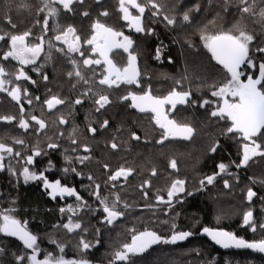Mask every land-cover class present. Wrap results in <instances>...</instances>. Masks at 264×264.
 <instances>
[{
  "label": "trees",
  "instance_id": "obj_1",
  "mask_svg": "<svg viewBox=\"0 0 264 264\" xmlns=\"http://www.w3.org/2000/svg\"><path fill=\"white\" fill-rule=\"evenodd\" d=\"M157 3L162 5L161 16L154 17L150 11L144 16L145 28L152 31L139 33L133 50L141 72L139 86L123 84L109 88L99 84L98 71L82 73L87 83L75 75L69 77V72L48 73L44 81L46 90L59 94L65 103L56 119L41 130V134L49 133L45 137H40L38 130L30 136L22 135L17 125L20 118L16 103L8 92H0V117H16L11 122L0 120V142L21 154L6 157V167L0 171V216L6 211L25 223L38 237L39 255L44 257L52 254L66 259L85 258L92 264H264V255L256 251H222L203 234V228L208 227L234 232L248 241L264 239V229L259 227L264 224V157H255L246 167H236L241 159V146L246 141L236 134H225L230 121L210 115L222 101L211 92L223 85L229 74L215 63L201 38L203 34L229 30L239 24L255 34L253 47L264 46V23L258 22L259 17L242 14L237 6L239 0H230L227 11L225 0H157ZM196 5L199 11L194 10ZM42 7V0H0V34H18L20 24L31 29L43 26L44 19L52 16L39 11ZM73 7H83L77 21H115L118 31L127 27L118 10V0H84ZM260 7H264V0H256V9ZM85 11L88 16L83 15ZM104 11L109 15L102 16ZM185 12L189 13L190 22L183 20ZM163 15L174 17L176 23L168 25ZM60 19L64 23L74 17L68 15ZM8 48L7 40L0 42V65L9 73L5 79L12 81L5 87L10 90L19 84L21 88H31V81L16 80L12 75L18 71L17 63L11 58L3 60ZM157 49H160L159 60L156 59ZM252 58L257 67L244 66L243 79L247 75L258 78V65L264 62V54L253 51ZM55 60L59 62L61 58ZM149 86L152 94L159 97L173 89L191 91L189 103L178 104L170 113V119L195 129L190 140L174 138L159 143L164 130L155 123L154 114L138 112L129 100L122 99L129 92L142 94ZM99 94L108 95L111 103L97 111L94 100ZM77 99L82 103L75 104ZM204 100L211 103L202 107ZM30 115L27 112L22 118ZM61 117L67 123H60ZM105 120L108 124L102 127ZM91 128L96 132L92 133ZM133 134L140 139H135ZM17 139L24 144H15ZM50 143L59 147L49 148ZM112 143L118 147L113 149ZM85 145L90 151H84ZM217 145L212 152L210 149ZM35 150L41 155L34 164H26L27 157ZM84 156L89 158L81 162ZM171 160L176 161L177 169L170 167ZM221 163L228 166L226 171L217 175L212 184L201 185L200 181L206 176L219 172ZM26 166L37 173H48L46 177L51 174L48 180H59L62 185L75 188L83 199H53L41 180L24 183L20 173ZM120 168L133 171L127 179L111 181L109 177ZM153 169L156 175H152ZM176 179L186 182V192L175 197V204L163 208L156 197L162 195L166 199ZM225 180L229 183L227 188ZM145 181H149L151 187L141 188ZM96 185L100 186V198H107L109 203L114 202L117 195L120 198L117 207L124 215L112 224L104 220L106 214L93 194ZM249 188L257 193L251 202L247 200ZM144 191L148 192L147 198ZM70 205L75 213L67 211ZM248 210L253 211L255 232L243 225V214ZM69 218L73 223H81L82 229L68 231L64 228ZM173 223L177 225L176 231H191L193 235L175 244H155L146 252L131 256L129 261L115 259V253L125 243H131L133 235L147 230L167 238L173 231ZM81 238L91 245L86 251L80 247ZM0 249H3L0 264H31L28 257L32 250L26 249L22 241L0 233ZM19 256L25 259L20 261Z\"/></svg>",
  "mask_w": 264,
  "mask_h": 264
},
{
  "label": "snow or ice",
  "instance_id": "obj_2",
  "mask_svg": "<svg viewBox=\"0 0 264 264\" xmlns=\"http://www.w3.org/2000/svg\"><path fill=\"white\" fill-rule=\"evenodd\" d=\"M84 0H44V7L40 8L39 11L43 12L45 9L48 11L49 16H56L59 14L60 9L52 6L54 4L62 5L63 9L72 12L73 5L76 3L82 4ZM230 3V0H225V11ZM119 8L118 10L122 13V19L127 21L129 26L136 32H151V29H147L144 26V14L146 11L151 10V15L154 17L161 16L162 5L157 3V0H118ZM239 11L242 14H247L252 18L259 17V21L264 23V7H260L259 10L256 9V0H239L238 3ZM135 10L136 14H133ZM195 11H199V5L194 8ZM84 16H88V12L83 13ZM102 16H108L109 13L104 11L101 13ZM162 19L167 22L168 25H174L176 20L174 17L168 15H163ZM190 15L188 12L183 14V20L190 22ZM9 23L11 19L9 18ZM39 23V21H37ZM12 27H15L13 24ZM43 29L46 32L48 29V19L43 21ZM54 39L56 41H61L63 44L67 45V53H79L80 56H84V52L81 51V38L77 35V30L75 27L69 25L66 29L59 30ZM32 35L31 31H24L18 34L3 33L0 34V42L6 41L9 44L7 51L3 53V60L7 61L9 58L18 61L21 66L35 64L40 54L44 51L45 40L44 36H39L37 43H29L28 38ZM204 40L205 47L211 53L212 58L229 74L227 81L216 88V90L211 92V95L218 97L222 100V105L218 106L216 110L212 111L210 115L212 117H218L223 120L230 121V124L225 129V134H236L243 141L242 144L241 159L236 167H246L249 161L253 160L255 157H264V62L258 65V78H254L252 75H247L245 79H241L244 72L241 70L242 66L249 68H256L257 64L252 58V53L264 54V46L255 45L253 47V42L256 40L254 33L248 32L246 28L241 27L239 24L233 25L232 29L218 31L212 34H203L201 37ZM48 47L51 49L54 47L52 41L49 40ZM83 43L91 46V53L99 58H92L89 56L85 58L82 63L87 68H92L93 65H105L103 72V77L98 81L101 85H106L109 88L117 87L119 88L121 84L137 85L140 83V68L138 65V56L134 53L133 45L135 41L123 32L117 31L112 27L102 23L100 20H96L92 25V34ZM113 49H123L127 53V63L124 66H118L114 60L111 58L110 53ZM58 51L64 52L63 48L57 49ZM66 53V54H67ZM156 59H160V49H157ZM71 63L75 66L77 65L76 60H72ZM33 71H39V68H34ZM9 73L6 72L5 68L0 65V92H8V95L19 104L20 112L24 113V105L20 103L22 96L27 97L29 94L26 89H22L19 84H16L10 90L5 87L7 84H11L12 81L5 79ZM16 80L31 81L35 84V81L25 72L24 68L21 67L17 72L12 73ZM69 77L75 75L85 83L88 82L87 78L82 74L79 67H76L74 72L68 73ZM44 80H47V75L43 76ZM179 83V81H177ZM215 87V86H213ZM90 91V89H89ZM87 95V93H85ZM191 91H178L173 89L166 96L159 97L154 96L151 92V88L145 90L142 94H137L135 92H129L127 95L123 96V100H131V106L138 109L140 112H151L154 114L153 119L155 123L163 129L162 138L159 143H163L169 138H183L190 140L195 133V129L189 124L178 123L174 119H169L165 110L166 105H170L172 109H175L178 104L189 103V98L191 97ZM39 100V97H35ZM27 103L31 104L32 99H27ZM44 103L47 105L49 110L55 108L57 105L64 104L65 101L58 96H51V98L46 99ZM82 100L77 99L75 104H81ZM94 103L98 105L96 109L99 111L103 109L106 105L111 103L108 95L99 94L98 98L94 100ZM211 103L208 100H204L202 107ZM0 120L11 122L16 120L14 116H3ZM31 120L35 121L40 129L45 128L47 125L44 120L39 119L36 116H31ZM60 123H67L62 117ZM108 121L103 122L102 127H106ZM19 127L27 130L30 127L28 120L21 118L19 120ZM92 133L96 132L95 128H91ZM134 138L139 140V136ZM74 144L76 140L72 141ZM15 144L23 145V140H15ZM49 148L55 149L59 145L55 143H50ZM111 147L113 149L117 148L116 143H112ZM217 146L212 147L210 150L212 152L216 151ZM84 151L88 152L90 149L87 145L84 146ZM20 156V152L15 151L14 148L8 144L0 142V171H3L6 167L5 161L6 157L9 156ZM41 152L36 150L34 155H29L26 159V164H34V156H40ZM89 157L84 156L81 158L87 160ZM235 163V162H233ZM170 167L172 169H177V163L175 160L170 161ZM227 165L221 163L218 165L219 172L210 176H206L200 181L203 185L205 182L207 184H212L216 176L224 173L227 169ZM9 170L11 166L8 165ZM107 168V165H105ZM65 172L69 169H64ZM75 171V169H72ZM132 169L120 168L112 174L109 179L111 181H116L120 177L127 179V176L132 173ZM15 174V173H13ZM24 183H28L32 180L43 181L45 189L49 190V195L56 199L57 196H74L76 200L81 201L83 198L76 192L75 188L62 185L59 180L55 182H50L47 177L41 172L37 173L31 171L28 167H23L22 173ZM152 175H156V170H152ZM92 179V177H88ZM185 181L176 179L174 180L168 191L167 199L162 195H157L156 199L158 203H163L172 206V201L180 193L186 192ZM151 187L149 181H145L141 188ZM224 186L229 187L227 180L224 181ZM99 185H96V191L93 193L97 196V199L102 205V212L106 215L104 220L108 224H112L114 221L120 219L124 212L118 209L117 205L120 202V198L117 195L115 201L109 203L107 198H100L99 195ZM144 197L147 198L148 192L144 191ZM257 196V193L251 188L247 191V200L252 201L253 197ZM264 199V198H262ZM86 206V202H85ZM125 208L128 207L127 204L124 205ZM151 207V205H149ZM11 211V210H9ZM65 211V209H61ZM67 211L70 213H75V209L72 206H68ZM243 225L251 227L253 232L257 231V227L254 223V215L252 210H248L243 214ZM68 231H75L82 229V225L79 222L73 223L71 218L69 222L63 225ZM259 227L264 229V224H260ZM173 229L170 237H164L155 231H142L136 235L132 236L131 243H125L122 249L115 253V259L117 261H129L131 256L139 255L146 252L155 244H175L178 241H184L193 235L191 231H176L177 225L173 223L171 225ZM87 231V229H83ZM135 231V230H133ZM99 232V230H97ZM0 233L7 236L16 237L23 242L26 249L32 250V255L28 257L31 264H91V262L85 258L80 259H66L63 255L53 256L48 254L43 259H39V247L37 244L38 237L27 229L25 223L16 219L14 216L9 214H3L0 216ZM203 233L211 238L216 244L222 246L223 248H237V249H251L253 251L264 253V239L248 241L243 237H238L234 232H230L223 229L214 228H203ZM55 243V241H53ZM99 243V241H97ZM80 247L83 250H88L91 245L83 238L80 240ZM61 253L63 252V247H60ZM3 252V249H0ZM18 260L23 261L24 256L17 257Z\"/></svg>",
  "mask_w": 264,
  "mask_h": 264
},
{
  "label": "flooded vegetation",
  "instance_id": "obj_3",
  "mask_svg": "<svg viewBox=\"0 0 264 264\" xmlns=\"http://www.w3.org/2000/svg\"><path fill=\"white\" fill-rule=\"evenodd\" d=\"M44 1V0H42ZM107 1V0H106ZM58 9H60L59 11V16L57 18L53 17L51 19H48V29L45 32L43 29V26H37L34 29L29 28V26H23L22 24L19 25L18 27V33H22L24 31H31L32 35L28 38V42L29 43H37L38 41V37L39 36H44V40H45V45H44V51L40 54V57L37 59L35 64H29V65H23L21 66L19 64L18 61H15L17 63V70H19L21 67L24 68L25 72L31 77L32 80L35 81V84L32 85L31 88H22V89H26L27 93L29 94L27 97H23L20 101V103H22L24 105V113L20 112V108H19V104L14 101V103H16V106L18 108V113H19V118H22V115H25L27 112H30L31 115L29 118L25 117L23 119H26L29 121L30 123V127L27 130H24L22 128H20L21 130V134L22 135H26V136H30L32 134H34V130H38V135L40 137H45L47 136L49 133L48 132H44L43 134H41V130L39 126L36 124L35 121L31 120V116H36L39 119H42L45 121L46 125L48 123H52L58 113L60 112V110H62L63 108V104L61 105H57L55 108L49 110L47 108V105L44 103V101L46 99L51 98V96L55 95L59 97V94H54L52 92L51 89L46 90L45 86H44V79L43 76L47 75L50 72H72L73 70H75L76 67H79L82 73H89L90 71H98V74H100V79L103 77V72H104V68L106 67L105 65H93L92 68H87L83 65L82 61L85 58H88L89 56H92V58H99L98 56H95L91 53V46L83 43L86 39H88L91 34H92V25L96 20H86V21H77L78 17L77 15L79 14V12H82L83 7H73V11L72 12H68L66 10L63 9L62 5L60 4H54L52 5ZM43 8V7H42ZM150 14H151V10ZM146 11L144 16L146 17L148 15V12ZM48 13L47 9H45V11ZM121 14V18H122V13ZM133 14L135 13V10H133ZM72 16L74 17L73 20L71 21H64V23L62 22V19H60L61 16ZM125 24H127V27L124 31H121L124 33V35L130 36L134 41V45H133V49L134 50V46L136 44V38L138 37V32H136L134 29H132L128 22L125 20H122ZM104 23V22H102ZM110 27H112L113 29L117 30V23L115 21H111L108 23H104ZM69 25L73 26L76 28L77 30V35L80 36L81 38V51L84 52V56H80V54L77 53H67V45L63 44L61 41H56L54 39V37L59 34V30H63L66 29ZM118 31V30H117ZM142 33V32H141ZM51 40L52 44L54 45V47H52L51 49H49L48 47V41ZM63 48L65 51L61 52L58 51L57 49ZM67 53V54H66ZM111 58L114 60V62L118 65V66H124L127 63V53L123 51V49H113V51L110 53ZM56 58H61V61L57 62L55 59ZM76 60L77 61V65H73L71 63L72 60ZM139 65V62H138ZM34 68H39V71H33ZM123 85V84H121ZM120 85V86H121ZM106 86V85H105ZM62 96H64V93L62 92ZM11 97V96H10ZM35 97H39V100L35 99ZM31 98L32 99V103L28 104L27 103V99ZM129 103L131 104V100L129 99ZM222 105V101L220 102ZM165 110L166 113L168 115V118L170 119V113L172 112V108L170 105H166L165 106ZM19 119V120H20ZM33 128H32V124ZM17 125L19 126V121L17 123ZM30 129H32L30 131ZM50 129V128H49ZM30 131V132H29ZM51 131V130H50ZM179 138V137H177ZM169 139H174V138H169ZM36 151V150H35ZM34 151V152H35ZM33 154L31 155H34ZM39 158V156H34V161L36 162L37 159ZM6 162V161H5ZM34 162V163H35ZM48 173H45V176H47ZM51 174L48 176L50 177ZM47 177V179H49ZM119 179H125L124 177H120ZM50 181V180H49ZM50 182H55V181H50ZM41 184H43V181H41ZM44 185V184H43ZM71 196H64V197H60L57 196L56 198H70ZM167 199V197H166ZM175 198L172 201V204H175L176 202ZM163 204V203H161ZM163 208H169V205L163 204L162 205Z\"/></svg>",
  "mask_w": 264,
  "mask_h": 264
},
{
  "label": "rangeland",
  "instance_id": "obj_4",
  "mask_svg": "<svg viewBox=\"0 0 264 264\" xmlns=\"http://www.w3.org/2000/svg\"><path fill=\"white\" fill-rule=\"evenodd\" d=\"M244 76H245V75L241 76V79H242V80H243ZM129 91H130V90H129ZM38 149H39V148H38ZM26 167L31 168L30 166H26ZM31 170L34 171L32 168H31ZM43 174H44V173H43ZM44 175H45V174H44ZM21 176H22V175H21ZM22 178H23V176H22ZM32 181H35V180H32ZM32 181H29V182H32ZM3 214H8V213H7L6 211H2V215H3ZM26 226H27V225H26ZM27 229H28V228H27ZM31 255H32V254H30V256H31ZM30 256H29V257H30ZM38 258H39V259H43L44 256H42V255H38ZM91 264H92V263H91Z\"/></svg>",
  "mask_w": 264,
  "mask_h": 264
},
{
  "label": "bare ground",
  "instance_id": "obj_5",
  "mask_svg": "<svg viewBox=\"0 0 264 264\" xmlns=\"http://www.w3.org/2000/svg\"><path fill=\"white\" fill-rule=\"evenodd\" d=\"M136 109V108H135ZM137 110V109H136ZM138 111V110H137ZM138 112H140V111H138ZM141 113H151V112H141ZM177 139H183V138H177ZM70 198H75L74 196H71ZM123 228V227H122ZM204 235H206L205 233H203ZM44 235V234H43ZM207 236V235H206ZM209 237V236H208ZM210 238V237H209ZM18 240V239H17ZM210 240H211V238H210ZM20 241V240H19ZM212 241V240H211ZM213 242V241H212ZM214 243V242H213ZM215 244V243H214ZM219 248V247H218ZM220 249V248H219ZM220 250H222V249H220ZM234 250H237V248L236 249H231V250H222V251H227V252H230V251H234ZM259 253V252H258ZM261 254V253H260ZM263 255V254H262Z\"/></svg>",
  "mask_w": 264,
  "mask_h": 264
},
{
  "label": "water",
  "instance_id": "obj_6",
  "mask_svg": "<svg viewBox=\"0 0 264 264\" xmlns=\"http://www.w3.org/2000/svg\"><path fill=\"white\" fill-rule=\"evenodd\" d=\"M211 54V53H210ZM214 60V59H213ZM215 61V60H214ZM215 63H217L216 61H215ZM218 64V63H217ZM218 65H220V64H218ZM221 67H223L222 65H220ZM244 66H242V68H243ZM138 110V109H137ZM139 111V110H138ZM11 237V236H10ZM13 238H15V239H18V238H16V237H13ZM19 240V239H18ZM214 242V241H213ZM215 243V242H214ZM215 245L217 246V247H219L220 249H222V250H231V249H236V248H223L222 246H220V245H218V244H216L215 243ZM261 254H263L264 255V253H261Z\"/></svg>",
  "mask_w": 264,
  "mask_h": 264
}]
</instances>
